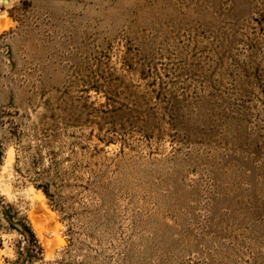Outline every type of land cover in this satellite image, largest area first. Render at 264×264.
Wrapping results in <instances>:
<instances>
[{"label":"rangeland","instance_id":"rangeland-1","mask_svg":"<svg viewBox=\"0 0 264 264\" xmlns=\"http://www.w3.org/2000/svg\"><path fill=\"white\" fill-rule=\"evenodd\" d=\"M0 264H264V0H0Z\"/></svg>","mask_w":264,"mask_h":264}]
</instances>
